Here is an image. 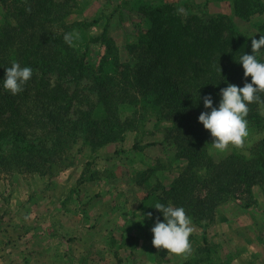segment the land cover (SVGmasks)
I'll use <instances>...</instances> for the list:
<instances>
[{
  "label": "trees",
  "instance_id": "1",
  "mask_svg": "<svg viewBox=\"0 0 264 264\" xmlns=\"http://www.w3.org/2000/svg\"><path fill=\"white\" fill-rule=\"evenodd\" d=\"M2 4L0 79L13 61L31 66L33 75L16 95L0 81V177L11 172L57 175L74 164L73 149L80 143L96 153L155 120L168 125L163 141L148 146L174 148L171 159L185 165L170 182L155 175V166L131 178L144 193L136 207L144 219L131 221L140 236L152 241L153 222L163 219L151 207L157 200L184 207L205 242L222 205L242 201L244 208L253 206L255 188L264 189V136L246 152L217 159L213 138L198 116L206 111L203 97L211 95L218 106L220 89L251 80L238 60L251 54L252 39L233 16L249 20L263 13L264 0H234L231 15L208 17L189 13L187 1H144L137 7L143 22L136 27V41L127 44V59L106 27L94 41L105 47L99 63L74 46L72 32L79 25L67 19L76 0ZM259 96L248 105L246 119L249 129L264 134V92ZM95 170L85 179H99L101 170ZM131 236L123 235L126 245Z\"/></svg>",
  "mask_w": 264,
  "mask_h": 264
},
{
  "label": "rangeland",
  "instance_id": "2",
  "mask_svg": "<svg viewBox=\"0 0 264 264\" xmlns=\"http://www.w3.org/2000/svg\"><path fill=\"white\" fill-rule=\"evenodd\" d=\"M144 1L152 0H76L75 7L67 19L70 24L79 25L72 32L76 49L79 52L88 50L90 60L93 63H99L105 53V47L94 41L95 37L102 33V29L107 27L109 34L118 45L120 56L127 59V44L136 41V27L143 22L137 13V7ZM170 1L181 5L187 1L189 13H198L204 17H208L210 13L228 14V11L233 10L234 2V0H223L227 7L222 9L215 6V1L211 6L209 0ZM5 13L6 9L0 0V24ZM255 17L243 20L233 16L237 27L251 39H259L260 35H264V21L255 20ZM95 19H98V24L89 26ZM74 86V84L71 85L72 88ZM167 125V123L156 124L155 120L148 121L141 125L137 131H130L132 138L129 143H113L103 155H97V152L89 154V147L80 143L73 149L74 164L54 176L18 174L16 172L3 174L0 177V228L4 225H11L9 223L12 221V212L15 209L17 211L16 223H25L28 227L30 219L32 221L35 218L36 229L39 231L36 242L37 251L40 253L35 256L31 255L30 259L25 255V261L19 258V262L10 264H264V189L262 187L255 188V201L250 208H244L242 201H232L222 205L215 223L208 229L207 242L203 240L201 229L192 223L193 232L189 238L192 250L186 255L167 253V250L162 248H156L154 251L148 248L137 249L140 245L136 246V240L140 235L136 229L132 230L136 234L128 238L129 243L126 245L123 235L128 237L134 233L128 232V229L133 228L131 221H135L141 216L140 212L136 214V211L135 217L133 216L131 219L134 204L136 209L140 200L133 197L134 192H130L131 189L126 188L127 185H123L122 180L132 178L137 171L146 170L151 166L159 167L155 173L157 177L166 180L173 179L179 172V167L185 165L184 162H180L178 165L171 159L174 153L172 147H163L165 149L163 153L159 150L155 152V150L145 149L150 143L163 141L164 128ZM248 131L249 135L241 146L229 145L222 152L216 151L212 147L214 156L220 159L232 151L246 152L264 136L263 133L249 128ZM154 148L157 147H152V149ZM88 162L90 164L87 169ZM106 162L117 165L112 168L110 175H107L108 171L102 170L105 165H108ZM100 165L103 167L100 168L101 175L97 180L112 178L111 181L116 185L118 196L114 197L115 201L111 205L113 207L111 216L104 215V209L110 207L111 197L109 194L93 196L95 203L91 204V207L94 208V214L98 213L99 217L101 215L103 223H108L109 226L112 225V221H115L117 228L113 229V232H101L99 243L86 241L84 246L76 247L73 252L65 248V245L67 246L68 242L72 243L75 237L63 236L57 232L58 228L51 223V218L46 214L51 210L53 212L56 210L72 212L81 206L87 207L90 204L87 200L90 187L85 178L88 179L89 175L95 172V169H98ZM70 170L71 172H67ZM66 172L67 174L62 176ZM83 173L84 177L81 178ZM58 177L60 180L56 182ZM62 177L71 183L77 179L73 186L64 189ZM101 184L104 185V183H99V185ZM103 187L98 188L104 191ZM120 189L124 195L119 194ZM57 191L61 196H57ZM52 192L57 194L53 195ZM48 193H51V196L48 197ZM138 194L139 197H142L144 193L141 191L137 192V196ZM30 210L32 213L35 211L36 217L29 216ZM84 211L86 212V209ZM88 212L91 213V208ZM56 222L58 221L54 223ZM50 223L56 228L55 232L50 230L52 228ZM47 230L49 231L48 236H46ZM26 236V232H21V239H27ZM27 241L26 245H28ZM63 244L64 249L63 247L57 248V245Z\"/></svg>",
  "mask_w": 264,
  "mask_h": 264
},
{
  "label": "clouds",
  "instance_id": "3",
  "mask_svg": "<svg viewBox=\"0 0 264 264\" xmlns=\"http://www.w3.org/2000/svg\"><path fill=\"white\" fill-rule=\"evenodd\" d=\"M180 11H183L181 9ZM253 37V36H252ZM65 41L71 42L70 35H65ZM251 54L240 55L238 63L242 65L244 77H251L243 86L227 84L220 89L218 106L213 105L211 95L203 97L206 111L198 116V122L207 130L212 140V147L222 152L229 145L241 146L249 135L248 105L259 101V93L264 92V35L259 39L252 38ZM33 69L31 66H21L13 61L10 67L5 68L2 81L4 89L16 95L23 91V86L31 79ZM159 211L163 219L157 218L151 227L152 245L158 249H165L167 253L186 255L191 252L190 235L193 232L192 218L186 214L182 206H175L171 202L165 204L159 200L151 206ZM151 213H147L151 217ZM141 216V215H140ZM142 220L144 217H142Z\"/></svg>",
  "mask_w": 264,
  "mask_h": 264
},
{
  "label": "crops",
  "instance_id": "4",
  "mask_svg": "<svg viewBox=\"0 0 264 264\" xmlns=\"http://www.w3.org/2000/svg\"><path fill=\"white\" fill-rule=\"evenodd\" d=\"M209 1H210L209 3L211 4V6L213 5V2L215 1V3H216V4L214 3L215 6H217V7L219 6L222 9L227 7V6H225V3H224L225 0L224 1L223 0H221V1L220 0H209ZM223 11H225V10H223ZM232 12H233V10H230V11H228V14H232ZM254 16H256L255 20H258V21L263 20L264 21V12L257 14V15H254ZM131 133L132 132H128V134L126 136V139L124 141L126 144L131 141L130 140L132 138ZM112 145L113 144H109V145L105 146L104 148L100 149L96 154L97 155L98 154L103 155L104 152H106L108 150V148H110ZM155 146L157 148L152 149V147H155ZM155 146H152V147L147 146V148H145V149H147L148 151L155 150V152H156L159 150V151H162V153L164 152L165 149H163V147L160 144H157ZM111 152L113 153V151H110V153ZM88 153L90 154L91 151H88ZM154 155H155V153H154ZM106 163H108V162H106ZM114 166H117V165H111V163H108V165H105L104 167L100 165L98 167V170H101L100 168L103 167L102 170L108 171L107 175H110L111 174L110 172H111L112 168H114ZM71 170L67 171V172H71ZM67 172L63 173L62 176H65V174H67ZM62 179L64 181V184H62V185H65V187H64V189H65V188H68L69 186L70 187L73 186V184H75V181L77 178L74 179V181H72V183L69 180L65 181L64 177H62ZM111 179L112 178H109L106 180H97V179L88 180L87 184H89L88 186L90 187V193H88L87 200H88V203H90V204L87 207L81 206V208H78L77 210H74L72 212L66 211L67 213L65 212V210L64 211L56 210L55 212H53V210H51V211H49L48 214H46L47 217L49 216L51 218V223L54 224L56 228H58L57 232H59L60 234H63V236L69 235V237L70 236L75 237V240H72L73 241L72 243L68 242V245L67 246L65 245V248L69 249L70 251L72 250L73 252H75L76 247L84 246L86 241H89V242L92 241V242L99 243V238H100L101 232H103V231L113 232V229L117 228V225H116L117 223L115 221H112L111 222L112 225H109V226H108V223L107 224L103 223L104 220L101 218V215L99 217L98 213L94 214L93 213L94 208L91 207V204L95 203V197L93 199V196H96L98 194H102L103 196H106V194H109L111 197L110 198L111 201L109 203L110 207L104 209V211H105L104 215H106V216L112 215L113 211H111V209L113 207H111V205L115 201L114 197L118 196V190H116V187H115L116 185L112 183ZM57 180H60V178L59 177L56 178V182H59ZM171 180L172 179H170L168 181L170 182ZM122 181H123V183H122L123 185H127L126 188L131 189L130 192H134L133 197H136V200H138V199L140 200L141 196L139 197V194L137 196V192H141V191L134 184L132 179L131 178H128V179L124 178ZM99 183H104V185L103 184L99 185ZM101 186H104L103 187L104 191H102L101 189L98 188ZM123 188H125V187H123ZM57 193H58V191H57ZM57 193L52 192L53 195H55ZM119 194L124 195V193H122L121 189L119 191ZM47 196L48 197L51 196V193H48ZM57 196H61V195H59V193H58ZM54 198H56V197H54ZM132 207H133V205H132ZM89 208H91V213L88 212ZM84 209H86V212L84 211ZM34 213H35V211H34ZM34 213H32V211L30 210L29 216L32 217L34 215ZM135 213H136V209H135V204H134V210H133L132 215H131L132 218L130 217L131 219H133V216L135 217ZM16 216H17V211H15V209H14V211L12 212V221L10 220L11 223L8 222L11 225H4V227L0 228L1 229L0 230V238H1L0 239V264H3V263L10 264L11 262H19L20 259H22V260L24 259L25 255H27L28 259H30V257L37 255V253H40L39 251H37L38 247H37L36 237H37L39 231L36 229L37 224L35 222V218L32 221L30 219L28 227H27V225L25 223H23V224L16 223ZM34 217H36V215H34ZM131 219H130V221H131ZM55 221H58V222L54 223ZM132 222H134V221H132ZM132 222H131V224H132ZM55 227H53V225H52V228L50 230H52V232H55V229H56ZM132 227H134L133 224H132ZM132 230H134V229L133 228L128 229V232L129 233L134 232V233H132L133 235L136 234V232L132 231ZM21 232H26L27 239H25V238L21 239L20 238ZM46 233H47L46 236H48L49 231L47 230ZM39 235L42 236V234H39ZM26 240H28L27 241L28 245H26ZM58 244H60V241H58ZM138 244L140 246H138L137 249H140V250L148 248V249H153V251H154L156 249V247L154 248V246L152 245L151 240L146 239L143 236H139V238L136 240V246ZM26 246H28V247H26ZM59 247H63V249H64V244L63 245H57V248H59ZM9 259H10V261H9ZM24 261H25V259H24ZM6 262H8V263H6Z\"/></svg>",
  "mask_w": 264,
  "mask_h": 264
}]
</instances>
